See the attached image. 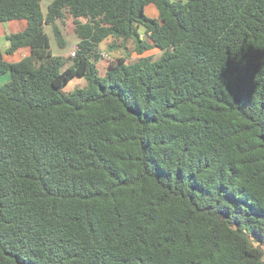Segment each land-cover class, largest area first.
Returning a JSON list of instances; mask_svg holds the SVG:
<instances>
[{
	"label": "trees",
	"instance_id": "trees-1",
	"mask_svg": "<svg viewBox=\"0 0 264 264\" xmlns=\"http://www.w3.org/2000/svg\"><path fill=\"white\" fill-rule=\"evenodd\" d=\"M66 13L69 66L45 30L63 45ZM15 19L0 264H264V0H0Z\"/></svg>",
	"mask_w": 264,
	"mask_h": 264
},
{
	"label": "rangeland",
	"instance_id": "rangeland-1",
	"mask_svg": "<svg viewBox=\"0 0 264 264\" xmlns=\"http://www.w3.org/2000/svg\"><path fill=\"white\" fill-rule=\"evenodd\" d=\"M171 1H178V0H171ZM179 1L185 2L186 0H179ZM49 3H50V0H41V10H42L43 15L46 14L47 5ZM144 12L148 17H152V18L157 17V12H156V9L153 5H147L145 7ZM55 25L58 28V30L60 31V35H61V38L63 40V45H61V46L58 45L57 39L54 36L53 26L51 24L46 25L45 30L50 37L51 51L54 54L59 53V54H63L65 56L66 53L69 54V51L73 50V48L76 47L77 42H78V37L74 33V31L72 30L73 26H74L73 20L66 13V15L64 17L56 20ZM139 31H140V35L142 37H144L143 30L140 29ZM131 45H133V44H131ZM100 52H101L102 58H110V55L104 49V45H102V44L100 45ZM117 54H121V53L117 52ZM144 54L150 56L152 58V60H156L160 56V51H158L156 49H152L151 51H148ZM68 57H71L70 54ZM67 59H69V58H67ZM67 59H66V61H67L66 64H71L70 60H67ZM137 59H138L137 55H133L132 58L127 60V63L134 62ZM104 64L105 63L103 60H100L97 63V67L99 68V71L101 74L104 73V68H103ZM2 83L3 82H1L0 84H2ZM84 86H86V80L84 78L74 77L63 87V90L69 92V91H72L73 89H75L77 87L82 88Z\"/></svg>",
	"mask_w": 264,
	"mask_h": 264
},
{
	"label": "crops",
	"instance_id": "crops-1",
	"mask_svg": "<svg viewBox=\"0 0 264 264\" xmlns=\"http://www.w3.org/2000/svg\"><path fill=\"white\" fill-rule=\"evenodd\" d=\"M26 27V21L25 20H8L4 22H0V50L4 52L6 48L8 47V41L6 39V36L11 33H17L19 31H22ZM142 29V28H140ZM143 30V29H142ZM79 40V39H78ZM74 49V48H73ZM71 51V50H70ZM30 54V50L28 48H22L17 50L15 53L11 55H5L4 59L9 62H15L19 61L20 59L28 56ZM54 54V53H53ZM55 55H62L65 58V63L67 62L66 59L69 56L68 53L65 54H55ZM68 60V59H67ZM70 64H65V66H69ZM9 79L8 75H3L0 77V83L5 82Z\"/></svg>",
	"mask_w": 264,
	"mask_h": 264
},
{
	"label": "built area",
	"instance_id": "built-area-1",
	"mask_svg": "<svg viewBox=\"0 0 264 264\" xmlns=\"http://www.w3.org/2000/svg\"><path fill=\"white\" fill-rule=\"evenodd\" d=\"M69 53H70L71 56H74V54H75V49L71 50Z\"/></svg>",
	"mask_w": 264,
	"mask_h": 264
},
{
	"label": "clouds",
	"instance_id": "clouds-1",
	"mask_svg": "<svg viewBox=\"0 0 264 264\" xmlns=\"http://www.w3.org/2000/svg\"><path fill=\"white\" fill-rule=\"evenodd\" d=\"M143 32H144V31H143ZM144 37H146L145 34H144ZM74 49H75V48H74ZM69 52H70V51H69ZM69 54H70V53H69ZM70 56H71V55H70Z\"/></svg>",
	"mask_w": 264,
	"mask_h": 264
}]
</instances>
